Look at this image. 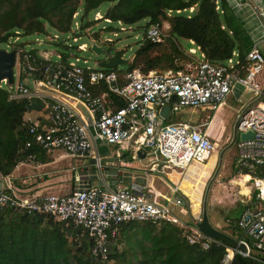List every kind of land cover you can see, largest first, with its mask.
<instances>
[{
    "label": "built area",
    "instance_id": "obj_1",
    "mask_svg": "<svg viewBox=\"0 0 264 264\" xmlns=\"http://www.w3.org/2000/svg\"><path fill=\"white\" fill-rule=\"evenodd\" d=\"M236 4L252 8L261 23L259 38L243 55L233 51L227 59L213 62L199 47L193 63L184 62L182 67L170 68L166 73H144L139 67L119 71L86 65L87 60L72 51H85L88 44L75 45L67 43L66 39L72 35V42L76 43L81 37L88 36L95 43L93 36L100 38L91 35L89 28H82L80 18L74 21L76 12L65 39L47 33L45 39L34 41L37 46L46 43L59 46L62 51L28 48L29 41H21L18 35L6 42L4 50L14 51L15 63L18 61V83L13 87V73V83L9 86L3 78L0 87L1 84L8 85L12 88L10 98L37 100L47 111L44 120L26 124L31 140L24 148L35 145L44 151L59 149L63 157L87 159L99 172L102 184L89 183L90 174L73 168L69 193L21 195L10 177L0 175V206L12 205L28 212L52 214L58 220L82 229L91 243L90 255L95 260L108 259L109 241L117 236L119 226L129 221H164L187 228L189 232L184 230V235L189 243H199L207 250L216 239L206 237L198 229L201 215L194 217L193 224H187L172 211V206L183 204L184 193L175 197L161 196L153 188L152 193H146L144 188L150 187V183L131 188L110 186L104 179L101 156L94 146L100 141L122 147L132 140L136 152L139 150L146 155L151 150L162 159L159 169L152 164V169L160 176L166 175L162 171L170 167L180 168L184 173L190 162H205L215 149L207 133L208 123L187 121L164 125L161 109L169 105L170 114L183 107L216 109L224 103L234 84L239 83L254 93L251 102L237 114V133H252V137L239 139L235 145L239 173L244 179L248 176L245 181L252 183L262 206L244 205L234 225L252 246L263 250L264 175H261L260 167H264V0H236ZM216 9H219L218 5ZM100 19L112 23L99 12L92 21ZM117 23L121 24L120 21ZM167 29L163 23H153L144 29V38L162 43ZM113 34L117 33L114 31ZM100 40L112 42L110 38ZM95 88H100L102 94H94L92 89ZM105 94L117 96L124 105L110 110ZM30 160L34 161L31 155L20 160L18 165H27ZM22 181L24 184L26 180ZM172 191L178 192V186L172 187ZM159 197H164L165 202L159 201ZM235 254L250 256L248 250L243 251L240 246L228 247L219 264H231ZM259 261L264 263V260Z\"/></svg>",
    "mask_w": 264,
    "mask_h": 264
},
{
    "label": "trees",
    "instance_id": "obj_2",
    "mask_svg": "<svg viewBox=\"0 0 264 264\" xmlns=\"http://www.w3.org/2000/svg\"><path fill=\"white\" fill-rule=\"evenodd\" d=\"M105 3L110 6L103 18L111 21L131 26L146 20L144 29L153 23L169 24L166 46L144 38L124 69L127 71L139 67L144 73L164 72L182 67L183 63L174 60L183 57L187 63L190 59L185 49L182 52L178 38L192 41L213 62L227 59L233 51L243 55L252 44L246 31H240L241 23L227 0H0V44L17 35L47 34L46 26L66 34L72 26V15L80 6L82 28H89L92 25L86 19L89 12ZM190 8L193 10L188 14ZM156 50H159L157 55ZM10 90L0 88V175L3 176L11 174L18 162L29 155L34 157L29 163H46L52 159L35 145L24 148L31 140L25 119L30 100L10 98ZM104 98L113 108L124 105L115 95L105 94ZM228 165L232 174L236 173L238 168L232 167V163ZM43 170L45 173L47 168ZM16 179L19 177L14 178V183ZM23 185L30 186L27 182ZM73 230L72 224L52 214L0 206V264H106L113 258L115 264H219L225 253L224 247L214 244L205 250L199 243H189L184 230L173 223L129 221L118 228L119 240L125 243V248L116 252L109 247L108 259L101 261L90 255L89 240H81L80 231L73 234ZM134 242L136 246L131 249ZM132 252L136 254L134 261L129 259ZM232 264L264 263L236 254Z\"/></svg>",
    "mask_w": 264,
    "mask_h": 264
},
{
    "label": "rangeland",
    "instance_id": "obj_3",
    "mask_svg": "<svg viewBox=\"0 0 264 264\" xmlns=\"http://www.w3.org/2000/svg\"><path fill=\"white\" fill-rule=\"evenodd\" d=\"M110 4L105 3L97 10H93L89 12L88 17L86 18L89 20V22H92V25L89 27L92 32L90 34L97 35L98 38L107 40L110 38L113 42L107 43L103 42L100 39H97L95 36L94 39L96 40L95 43L99 45L101 48L106 49L109 51V54L112 55L114 53L121 54L124 58L131 59L133 54L136 52L138 47L140 46V43L144 39V25L146 23V20H141L140 22H137L135 24H132L131 26L125 25V24H118L116 21H112V23H107L105 20L100 19L99 21H92L93 16L96 12H99L102 16L104 15L105 11L108 9ZM243 13L244 19H250L251 15L248 13V16L246 15V10L241 9ZM77 16L74 18L75 20H78L81 17L82 13V6H80L77 9ZM187 13V12H186ZM191 11L188 12L190 14ZM241 14V13H240ZM242 15V14H241ZM164 26H166V23L162 22ZM111 28L108 30V28ZM121 27H124V30H121ZM47 33L49 35L58 34L61 38L65 39L66 35L65 33H59L56 30L52 29L49 26H46ZM116 32L117 34L114 35L113 32ZM46 34L44 33H36L29 36H21V41H29V46L32 47H38L40 50L44 49H54L55 51H62L63 49L56 45H47L46 43L42 44L41 46H37V44L34 42L35 39H45ZM67 43L72 44H80L81 42L87 43L89 48L85 51H79V50H73L72 53L76 54L77 56L84 58L87 60V64L91 67H98L97 62L99 60H104L108 56L106 54H96L94 51L91 50V46L93 41L88 36L81 37L78 42L73 43L72 42V35H69V38L66 39ZM179 44L182 46L180 47L185 51H189L191 48H194L193 45L190 44V42L183 38H178ZM164 43V42H162ZM5 44H0V49H6L4 46ZM164 46L166 44L164 43ZM155 54H159V50L155 52ZM153 55V54H151ZM74 59V58H72ZM174 63L180 64L184 63V58L180 60H174ZM17 65L18 61L13 66V73H14V84L13 87L18 83V77H17ZM128 67V64L118 66L119 71H124ZM0 87L1 89H9L8 85H3ZM254 97V93L250 92L248 89H246L244 86H242L239 83H235L230 93L227 95V97L224 100V103L222 106L217 107L216 109H211L209 107H197V108H191V107H183L178 112H173L171 115L164 119L163 124H176L179 122H187V121H196L201 116L202 119H207L210 121V125L208 128V135L213 141V143H216L215 150H217V156L215 157L217 159L216 166L213 169V166L211 165H195L194 170H192L193 174L195 176L203 175V180L207 177V174L213 169L211 175L207 178L205 181V184L201 180H196L195 183H188L186 189L193 190V193L197 195V198L200 200V215H201V206H202V197L204 196V188L206 184L208 183L209 179L213 176V173L217 167L218 158L220 151L222 148H224L226 145L229 144L232 133H233V126L237 120V114L240 112L241 109H243L247 104H249ZM42 110V105L40 102L36 100H31L28 111L29 113H26V119H29L28 117H35L37 114H40ZM31 120V119H29ZM205 123V122H204ZM239 138V135H237V139ZM105 146L107 148V151L104 154L103 152L99 153L101 155V161H102V171H105V167L113 161L115 157L125 158L128 162L135 163V166H139V168L142 170L143 173L148 174V178H153L152 183L153 187L157 189H161L164 192L169 193V189L166 188V184L159 180V173L152 169V164H155L156 168L159 166V164L162 162V159L159 156L154 155L151 150H148L146 155L138 159H132V150L134 149V145L132 140L130 141V144H128L127 150H121L118 148L119 144L115 143H105ZM53 156H55L54 160L55 162L47 168L48 178H44L45 181L48 183V191L51 193H64V189L66 188V183H69L68 178L71 177V167L76 165L79 166L81 163L85 162L83 158H59L60 151L59 149H52L48 150ZM237 153L235 142L234 144L229 147L222 159V165L220 168V171L216 175V177L213 180V183L211 184L209 193H208V201H207V211L209 218H213L216 216H219L222 220L229 222H234L236 219V216L240 213L242 209V203L240 201V195L238 194V187H233L229 183V174L228 171L225 169L226 164H231L230 158L235 156ZM59 158V159H58ZM58 159V160H57ZM88 162V161H87ZM46 168V167H45ZM67 171H64V170ZM200 169V172H197ZM24 171L32 172L30 168H23ZM40 171V169H38ZM43 170V169H42ZM44 169L43 171H45ZM141 170L136 169L137 174L143 175ZM197 170V171H196ZM35 171V170H34ZM40 171V172H43ZM155 171V172H154ZM196 171V172H195ZM170 172V175L167 176V179L170 181L169 184H177L179 186L180 184V178H182V170L180 168H164L162 171V174ZM37 176V175H36ZM44 176V175H42ZM42 176L39 175V179H42ZM144 176V175H143ZM181 176V177H180ZM146 175L144 176V178ZM171 177V179H169ZM205 177V178H204ZM38 179V180H39ZM140 180L137 178V181ZM22 181V180H21ZM34 181V178H33ZM45 181H42V184H46ZM23 182V181H22ZM149 183L147 180H144V184ZM131 182L127 181L122 177L120 179L119 185H123L125 187H131ZM47 185V184H46ZM217 187V192L215 194V197L213 196V190ZM144 191L146 193H152V190L150 187L144 188ZM161 199V198H159ZM252 206V205H250ZM253 207V206H252ZM180 208V207H177ZM183 208V214L186 217H189V210L187 207ZM179 211V210H178ZM182 215V214H180ZM74 227V226H73ZM75 230H73V234L78 233L81 240H88L86 233L82 231V229L78 227H74ZM249 254L250 257L257 260H263L264 258V249H256L254 246H251V244H248Z\"/></svg>",
    "mask_w": 264,
    "mask_h": 264
},
{
    "label": "crops",
    "instance_id": "obj_4",
    "mask_svg": "<svg viewBox=\"0 0 264 264\" xmlns=\"http://www.w3.org/2000/svg\"><path fill=\"white\" fill-rule=\"evenodd\" d=\"M227 1H228L229 5L231 6V8L234 10L236 16L238 17V19H239V21L241 23V26L242 27L240 28V31H243V30L246 31V34L250 38V42L251 41L253 42L254 40L258 39L259 36H260V34H261V23H260L259 18L256 15V13L252 10V8H250L247 5H245V6H243V5H237L236 4V0H227ZM241 9H244V11L246 10V12H247L246 15L247 16H248V13H250L251 18L250 19H244L243 17H241V16H243V13H244ZM165 23H166V26H168V29H169V24L167 22H165ZM129 61H131V59H129ZM95 90H98L99 92L102 91L100 88H95ZM101 94H102V92H101ZM106 101H107V99H106ZM107 103L110 105V110H115L117 108V107L116 108H113L112 107L113 105H111L108 101H107ZM41 105H42L41 113L40 114H37L35 117H28L31 120L26 119V115H25V119H26L27 123L28 122H32V121H35V120H37V118L38 119H41V120H44V118L47 117V111H46L43 103H41ZM222 105H220V106H222ZM27 113H29V112H27ZM210 121L211 120L208 121L206 118L205 119H202V117L200 116L198 118V120L192 121V122H194L196 124H200V123H204V122L205 123H208V127H207V133H208V128H209V125H210ZM237 135L240 136V134H238V133H237ZM239 139H241V138L239 137L237 139V137H236L235 145H236V142ZM214 144H215V142H214ZM94 147L97 149V151L99 153L103 152L104 154H106L105 152L107 151V148H106L104 142L97 141L95 143V146ZM118 148L121 149V150H127L128 149V145L126 146V143H124V144H122V147L121 146H118ZM46 152H48L47 155L50 158H52L50 160V162L48 161L46 163H40V162L36 161V162L29 163L27 165H22V166L17 165L14 168V170L11 172V174L7 175L8 177H10V181L15 186V189L17 188V189L20 190V192H18V193H21V195L22 194H25V195L26 194H32V192L51 193L50 191H48V183L45 181V179L48 178L47 173H42L40 171H42V169L45 168V167L48 168L49 165L51 166L55 162V160H54L55 156H53L49 151H46ZM62 154H63V152L60 151L59 158H66V157H63ZM131 157L134 160L135 159L140 160L141 158H143L142 155H138L137 154L135 148L132 150ZM237 158L238 157H237V153H236L235 156L232 157V160H230L231 163L233 164L232 167H234V165H235V167L238 168V170L236 171V173L232 174L231 167L229 165H227V164L225 166V169L228 171V174H229V183L233 187H238L237 189H238V194L240 195V201L242 203V208H243L244 205H247V204L248 205L249 204H252L253 207H261L262 205L260 204V202H259V200L257 199V196H256L257 191L255 190V188H253V185H252V183L250 181L249 182H246L245 181L248 176H245V179H244V177L242 175H240V173H239V166H238V160H237ZM84 160H86V161L83 162V163H81L79 166L74 165V166L71 167V170H70L71 177L68 178L69 183H66V188L64 189L65 192L64 193H60L58 195H62V194L69 193L70 188H71L72 183H73V180H72V177H73V168L78 169L83 174H90L91 175L90 178L87 179V181L89 183H92V184H102L100 182L101 181L100 180V174L96 170L95 166H93L92 163L89 160H87V159H84ZM135 165H136L135 163L128 162L125 158H122V156H120L118 158L115 157L113 159V161L110 162L105 167V171L103 172V175L105 176L104 179H106L107 183L110 186H115V185H119L120 179L122 177H124L125 180L131 182V184H130L131 187L132 186H135V185H137V186H144L145 185L144 184V180H147V182H149L151 184L150 185V188H153L156 191H158L159 192V195H161V196L175 197V195H180V194H183L184 192L187 193V194H189V195H192L194 197L195 203L192 204L190 198H188V196L186 194H183L184 195L183 196V201H184L183 204H181L179 206L180 208H177V207H173L172 206V211L183 222H185L187 224H193L194 217L197 214H200L199 209H200V200L201 199L200 198L199 199L197 198V195L193 193V190L186 189L187 188V184L188 183H195L196 180H201L205 184V181L207 180V178L209 177V175H211V173H212V171H213V169H214V167L216 165L207 174V177L206 178L204 177L205 178L204 180H203V175L195 176L193 174V172H192V170H194V168H195L194 166L195 165H200V164H192V165H190V167H188L186 169L184 175H182V178H180V184H179V186L177 184H175V185L169 184L170 181L167 179V176H169L170 174L167 173L166 175H161V176L159 175L158 176L159 177V180L162 181V182H164L166 184L165 186H166L167 189H169V193L168 192H164L161 189H157V188L153 187V183H152L153 178H150L149 179L148 178V174L143 173V169L141 170L139 168V166H135ZM23 168H30L33 171L32 172L24 171ZM38 169H40V171ZM136 169L141 170V172L143 173V175L144 176L146 175V177L144 178L143 175L137 174L136 173L137 171H135ZM197 170H196L197 172H200V169H197ZM64 171H67V170L65 169ZM260 172H261V175H264V167L263 166L260 167ZM38 174L41 175V176L44 175V176H42V179H39V180L36 179V175L38 176ZM17 176L19 177V179H16L17 180L16 183L18 181L22 180V179H25L26 180L25 182H27L30 186L29 187H25V185H23V184H16V183H14L13 180ZM43 177L45 179H43ZM33 178H34V181H33ZM137 178L140 179V180L137 181ZM169 179H171V177H169ZM43 180L45 181V183L47 185L46 184H42V181ZM31 182H33V184ZM174 186H178V192H175L174 193L172 191V187H174ZM131 187H128V188H131ZM205 188H206V186H205ZM205 188H204V191H205ZM216 192H217V187H215V189L213 190V196L214 197H215ZM52 194H57V193H52ZM159 198H161V199H159V201L165 202L164 197H159ZM182 207H187L188 208V210H189V213H188L189 214V217L184 216V215H187V214H183L182 213L183 212V208ZM180 214H182V215H180ZM237 216H236V218H237ZM209 220H210L211 224L215 228L219 229L221 232H223L227 236V239H222V238L216 239V242L211 243L210 246L212 244H214L216 246H221V247H224L225 248V251H226V248H228V247H237V246H240L241 249L245 248L249 252L248 244H251V242L248 240V238L245 235L242 234V232L240 231V229L237 228L234 225V222L235 221L234 222L227 223L226 221L222 220L219 216H216V217H213V218H209ZM178 227H180V226H178ZM182 229L185 230L186 232H189L187 228H182ZM119 237H120V235H119V230H118L117 236L115 238H112L109 241V247L110 248L111 247L114 248L116 250V252H120V251H122L125 248V243L122 242V241H120L119 240ZM224 241H227L228 243L225 244ZM135 246H136V243L135 242L132 243L131 249H133ZM251 246H252V244H251ZM247 257L248 258H251L250 256H247ZM135 258H136V254L134 252H132V258H129V259L134 261ZM251 259H253V258H251ZM255 260H257V259H255ZM263 260H264V258H263ZM128 262H130V261L128 260ZM106 264H115V259L113 258V259L108 260Z\"/></svg>",
    "mask_w": 264,
    "mask_h": 264
},
{
    "label": "water",
    "instance_id": "obj_5",
    "mask_svg": "<svg viewBox=\"0 0 264 264\" xmlns=\"http://www.w3.org/2000/svg\"><path fill=\"white\" fill-rule=\"evenodd\" d=\"M91 50L94 51L98 55L106 54L108 56L106 59L99 60L97 62V66L99 68L115 69V68H118V66L126 65L129 63L128 58H124L119 53H114V54L110 55L108 50L101 48L99 45H97L95 43L92 44ZM14 63H15V52L14 51L7 52L4 49H0V80L3 78H6L9 86L13 83V70H12V68H13ZM160 114L163 118H165V119L168 118L170 116V106L165 105L161 109ZM236 127H237V121L235 122V124L233 126L232 138H231L229 144L226 145L224 148H222V150L220 151L217 167L213 173V176L208 181L206 188H205L204 196L202 197L201 220L197 223V227L206 237H209L212 239H220V238L227 239L226 234H224L223 232H221L219 229L215 228L211 224L209 217H208L207 200H208V193H209L211 184H212L214 178L216 177V175L218 174V172L220 170L223 155H224L225 151L229 147H231L236 140V137H237ZM239 137L241 139L250 138V137H252V133L251 132L242 133V134H240ZM214 145L216 146V143ZM137 154L142 155L143 157L145 155L144 153L139 152V150L137 151ZM159 168H160V164L158 166V169ZM242 250L244 251L245 248H243Z\"/></svg>",
    "mask_w": 264,
    "mask_h": 264
},
{
    "label": "bare ground",
    "instance_id": "obj_6",
    "mask_svg": "<svg viewBox=\"0 0 264 264\" xmlns=\"http://www.w3.org/2000/svg\"><path fill=\"white\" fill-rule=\"evenodd\" d=\"M191 44L194 46V48H191L189 51H186L187 56H188L189 59H190L189 62H187V64H191V63H193L194 58L197 56V50H198V48H199V47H196L194 43H191ZM168 71H170V70L164 71V73H166V72H168ZM154 72H158V71H151L150 73H154ZM214 154L217 156V150H215V149L210 153V155L208 156V158H207V160H206L205 162L200 163V162H197V161H192V162H190V163L188 164V166L186 167V169H187L188 167H190V165H192V164H200V165H208V164H209V165H211V166L214 167V166L216 165V162H217V159L213 157ZM210 158H211V159H210ZM209 159H210V160H209ZM208 160H209V161H208ZM207 161H208V162H207ZM206 162H207V163H206ZM186 169L184 170V173H185ZM184 173H182V175H184ZM182 175H181V176H182ZM180 190H181V189H180ZM184 194H186V195L188 196V198H190L192 204L195 203L194 197H193L192 195H189V194H187V193H185V192H184Z\"/></svg>",
    "mask_w": 264,
    "mask_h": 264
}]
</instances>
